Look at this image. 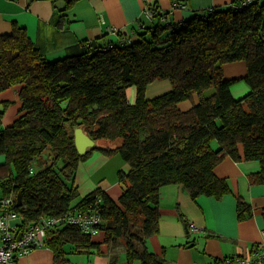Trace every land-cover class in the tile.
<instances>
[{"label":"trees","instance_id":"1","mask_svg":"<svg viewBox=\"0 0 264 264\" xmlns=\"http://www.w3.org/2000/svg\"><path fill=\"white\" fill-rule=\"evenodd\" d=\"M237 5L172 21L151 4L149 21L131 35L85 38L65 54L47 53L17 25L0 35V93L16 87L20 102L4 126L11 101H0V199L15 197L21 228L74 210L101 218L95 225L100 242L78 225L53 223L44 241L54 264H69L68 253L90 249L108 264L119 252L127 264H163L144 244L159 230L161 186L180 185L193 199L219 198L230 192L214 172L224 156L258 161L249 180L264 183V1ZM59 18L54 14L53 24ZM237 61L246 65L244 77L226 78L223 65ZM240 79L248 91L235 97L231 85ZM156 80H167L170 89L147 96ZM184 101L191 103L186 109ZM77 127L95 141L83 154L75 147ZM93 151L116 154L129 167L118 173L117 200L99 188L85 195L77 189L78 164ZM250 214V205L237 198V219Z\"/></svg>","mask_w":264,"mask_h":264},{"label":"crops","instance_id":"2","mask_svg":"<svg viewBox=\"0 0 264 264\" xmlns=\"http://www.w3.org/2000/svg\"><path fill=\"white\" fill-rule=\"evenodd\" d=\"M232 1L0 0V35L11 33L17 25L25 28L31 41L47 53L65 54L69 47L77 51L79 43L85 38L105 35L116 40L120 37L118 34L131 35V30L149 21L144 11L151 4L167 13L170 20L182 21L207 8L225 7ZM176 3L184 4V7H175ZM54 14L60 17L58 24L52 22ZM109 28L118 32L113 33ZM245 73L243 61L223 65L226 78H240ZM243 86L242 83L236 88L246 87ZM233 87L231 92L235 95ZM169 89L167 80H156L147 87L146 95L152 97ZM127 97L130 102L134 101L133 86L127 89ZM6 100H10L11 104L2 118L4 126L11 124L17 116L20 102L17 100L16 87L0 93V101ZM189 103H181L180 106L186 109ZM89 158H92L91 162L84 165ZM89 158L78 164L75 174L80 195L99 188L117 200L122 193L118 173L128 171V165L116 154L104 155L97 151ZM3 161L0 157V163ZM80 166H84L82 172H79ZM259 168L256 160L235 161L230 156H224L215 166L214 172L226 180L230 192L219 198L200 195L193 199L188 190L180 185L161 186L159 230L145 238L147 249L162 258L163 264H215V260L224 264L221 261L233 255L248 257L251 250L264 244V183H251L249 180V176ZM237 198L251 207V214L242 221L236 215ZM192 225H196L199 231H191ZM93 239L100 242L101 231L94 234ZM106 249L104 245L101 246L102 251ZM66 257L69 264H108L107 256L94 253L92 249L88 252H71ZM14 264H54L53 252L47 246L36 247L17 257ZM114 264H127L124 252L117 253ZM133 264L141 263L134 261Z\"/></svg>","mask_w":264,"mask_h":264},{"label":"built area","instance_id":"3","mask_svg":"<svg viewBox=\"0 0 264 264\" xmlns=\"http://www.w3.org/2000/svg\"><path fill=\"white\" fill-rule=\"evenodd\" d=\"M253 0H239L240 5H246ZM240 5H237L240 7ZM175 7L183 8L184 4L176 3ZM144 14L150 18L151 11L145 8ZM117 33L116 29H110ZM15 197L0 199V264H14L17 257L29 253L36 247L45 246L46 230L55 222L59 224L78 225L83 232L96 234L99 230L95 226L101 221L99 215L92 211H67L60 216L39 218L21 228L20 216L13 209ZM191 231L198 232L199 228L192 225ZM224 264H264V244L251 250L249 256L233 255L221 261Z\"/></svg>","mask_w":264,"mask_h":264},{"label":"water","instance_id":"4","mask_svg":"<svg viewBox=\"0 0 264 264\" xmlns=\"http://www.w3.org/2000/svg\"><path fill=\"white\" fill-rule=\"evenodd\" d=\"M74 142L76 150L79 154L85 153V151L95 145V141L90 138L82 128L77 127L74 130ZM21 194L20 191L17 193V204L20 203Z\"/></svg>","mask_w":264,"mask_h":264},{"label":"rangeland","instance_id":"5","mask_svg":"<svg viewBox=\"0 0 264 264\" xmlns=\"http://www.w3.org/2000/svg\"><path fill=\"white\" fill-rule=\"evenodd\" d=\"M125 36H126V34H125ZM242 77H244V76H242ZM237 79H238V78H237ZM242 83L246 86V87L243 86V87H245V88H243V89L236 88L237 86H239V85L242 84ZM234 85H235V86H234ZM233 86H234V87H233ZM231 87L235 88V95H234V96H236V95H241V94H243L244 92L246 93V92L248 91L247 85H246L245 81L242 80V79L235 81V82L231 85ZM246 90H247V91H246ZM185 102L187 103L188 101H184V102H182V103H185ZM190 104H191V103H190ZM190 104H188V107L190 106ZM188 107H187V108H188ZM101 141H103V140H101ZM99 144H100V145H105L106 143H105V142H99ZM96 152H97V151H93V152H92L93 155H95ZM92 153H91V154H92ZM91 154H90L85 160L80 161L79 164H80V163H84V162H86V160L91 156ZM0 157H2L3 160H4V155H3V154H0ZM117 159H119V158H117ZM91 160H92V158H89V159L87 160V162H86L84 165L90 163ZM121 160H122V159H121ZM121 160L119 159L120 162H121ZM122 164H123V163H122ZM35 166H36V167H40V164L36 163ZM83 169H84V166H80V170H79V172H82ZM77 172H78V171H77ZM108 174H109V171H108ZM75 184H76V182H75ZM78 190H79V187H78Z\"/></svg>","mask_w":264,"mask_h":264}]
</instances>
